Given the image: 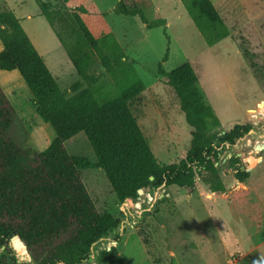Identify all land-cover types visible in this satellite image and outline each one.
I'll return each mask as SVG.
<instances>
[{
  "label": "rangeland",
  "instance_id": "rangeland-1",
  "mask_svg": "<svg viewBox=\"0 0 264 264\" xmlns=\"http://www.w3.org/2000/svg\"><path fill=\"white\" fill-rule=\"evenodd\" d=\"M42 1L51 4L52 12H69L60 0ZM90 1L103 13L145 84L131 110L160 166L178 162L185 155L190 128L174 91L157 74L159 63L167 71L184 62L192 65L198 86L220 121L208 128L214 146L235 124L250 123L252 129L234 144L217 145L221 160L217 169L227 173L224 192H212L198 173L190 192L176 186L146 188L136 202L128 199L125 205L112 193L101 168L80 170L97 209L120 218L118 230L93 245L92 258L89 256L85 264H96L98 251L112 245L117 246L125 264H264V149L253 148L264 142V106L257 107L264 90V1L247 2L246 15L226 16L230 33L211 46L180 0H124L127 5H136L148 20L165 19V26L151 29L136 16L119 14V0ZM3 9L18 17L60 90L71 94L75 82H80L81 88L87 86L40 14L37 0H0ZM55 27L59 28L58 23ZM92 73L102 85L110 83L99 61ZM0 85L16 110L11 129L14 139L25 147L46 148L55 132L36 113L32 94L19 73L0 69ZM65 147L69 154L96 161L84 133L66 140ZM228 154L239 158L234 167L226 163ZM233 168H247L248 179H230ZM241 190L247 194L233 199L232 194ZM248 202L258 205L260 212L247 207ZM13 242L8 250L0 248V258L4 255L8 264H32L26 247L25 251L17 249Z\"/></svg>",
  "mask_w": 264,
  "mask_h": 264
},
{
  "label": "trees",
  "instance_id": "trees-1",
  "mask_svg": "<svg viewBox=\"0 0 264 264\" xmlns=\"http://www.w3.org/2000/svg\"><path fill=\"white\" fill-rule=\"evenodd\" d=\"M60 1L69 7L68 14L52 12L49 2L37 3L80 81L87 83L81 88V83L75 82L71 94L60 90L14 12L0 10V69L19 73L32 94L36 113L55 132V138L42 150L18 144L11 134L16 110L0 85V248L8 250L14 239L17 249L26 247L32 264H85L92 245L118 230L120 218L97 209L80 170L101 168L120 203L126 199L136 202L138 189L162 185L190 192L198 173L212 192H224L227 173L217 169L221 162L217 145L234 144L252 129L250 123L235 124L214 146L208 128L220 121L206 102L192 65L184 62L167 71L159 63L157 74L174 91L190 128L185 155L178 162L160 166L131 110L145 89L133 61L94 2ZM180 2L207 45L229 35L211 0ZM117 4L119 14L136 16L148 29L166 24L163 18L148 20L136 5L124 0ZM96 61L110 78L105 86L92 73ZM79 133L85 134L95 162L67 152L65 141ZM238 161L232 155L226 163L234 167ZM233 169L230 179H248L247 168ZM239 194L246 195L247 190L234 192L233 199ZM247 207L260 212L256 204L248 202ZM114 238L118 241V235ZM0 262L8 264L4 255ZM96 264L125 263L112 245L98 251Z\"/></svg>",
  "mask_w": 264,
  "mask_h": 264
},
{
  "label": "crops",
  "instance_id": "crops-1",
  "mask_svg": "<svg viewBox=\"0 0 264 264\" xmlns=\"http://www.w3.org/2000/svg\"><path fill=\"white\" fill-rule=\"evenodd\" d=\"M214 1L216 3H214L213 0H211V2L215 6L216 10L218 11L219 15L223 19L225 25L227 26V28L230 32V29H229V26H228V23H227L225 17L226 16L227 17L239 16L240 13H242V15H246L247 14V7H246L247 4L246 3L248 2V4H249L251 0H214Z\"/></svg>",
  "mask_w": 264,
  "mask_h": 264
},
{
  "label": "water",
  "instance_id": "water-1",
  "mask_svg": "<svg viewBox=\"0 0 264 264\" xmlns=\"http://www.w3.org/2000/svg\"><path fill=\"white\" fill-rule=\"evenodd\" d=\"M262 106H264V99L261 101V102H259L258 104H257V107H262ZM253 148H254V150L255 151H260V150H263L264 149V142H261V143H256L254 146H253ZM229 157H231V154H228L227 155V158H229ZM143 189H138V191H137V198L139 199L140 197H141V195L143 194ZM125 205H127L128 204V199H126L124 202H123ZM102 239V238H101ZM95 244V243H94ZM93 244V245H94ZM93 245H92V247H93ZM92 247H91V250H92ZM109 248V247H108ZM92 258V254L90 255V259Z\"/></svg>",
  "mask_w": 264,
  "mask_h": 264
},
{
  "label": "flooded vegetation",
  "instance_id": "flooded-vegetation-1",
  "mask_svg": "<svg viewBox=\"0 0 264 264\" xmlns=\"http://www.w3.org/2000/svg\"><path fill=\"white\" fill-rule=\"evenodd\" d=\"M262 92H263V93H262V94H263V98L260 100V102L264 99V90H263ZM223 133H224V132H223ZM243 136H244V135H243ZM243 136H242V137H243ZM242 137H238V138L236 139V141L239 140V139H241Z\"/></svg>",
  "mask_w": 264,
  "mask_h": 264
},
{
  "label": "bare ground",
  "instance_id": "bare-ground-1",
  "mask_svg": "<svg viewBox=\"0 0 264 264\" xmlns=\"http://www.w3.org/2000/svg\"><path fill=\"white\" fill-rule=\"evenodd\" d=\"M21 249V248H20ZM22 249L25 251V248L24 247H22Z\"/></svg>",
  "mask_w": 264,
  "mask_h": 264
}]
</instances>
